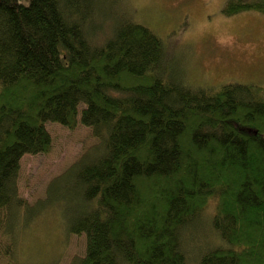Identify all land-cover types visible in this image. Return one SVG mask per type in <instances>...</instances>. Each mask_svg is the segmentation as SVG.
Masks as SVG:
<instances>
[{
  "label": "trees",
  "instance_id": "16d2710c",
  "mask_svg": "<svg viewBox=\"0 0 264 264\" xmlns=\"http://www.w3.org/2000/svg\"><path fill=\"white\" fill-rule=\"evenodd\" d=\"M102 1L0 0V264H264L263 87L170 77L164 40ZM242 11L264 0L221 13ZM54 124L96 142L27 202L21 160ZM53 205L51 240L83 241L61 262L23 253Z\"/></svg>",
  "mask_w": 264,
  "mask_h": 264
},
{
  "label": "rangeland",
  "instance_id": "374dc122",
  "mask_svg": "<svg viewBox=\"0 0 264 264\" xmlns=\"http://www.w3.org/2000/svg\"><path fill=\"white\" fill-rule=\"evenodd\" d=\"M102 2L109 10L114 7L106 3L115 2V8H118L115 12L119 16L147 27L164 40L169 47L165 62L170 77L176 74V78H182L185 72L186 80L196 86L242 83L264 89L263 14L242 11L226 17L221 13L226 0ZM110 20L101 10V23L108 27ZM48 130L52 137L49 153L44 156L27 155L21 160L18 185L21 197L27 202H32L37 194L42 193L48 179L65 171L86 146L96 142L79 124L73 130L55 124L48 126ZM65 207L55 210L53 205L46 214L47 220L52 219V222L38 223L27 232V240L22 241L24 254L30 252L36 257V250H39L61 262L68 254L78 256L82 253V238L68 237L66 243L51 240L61 231L58 222L63 226L62 218L68 208Z\"/></svg>",
  "mask_w": 264,
  "mask_h": 264
}]
</instances>
